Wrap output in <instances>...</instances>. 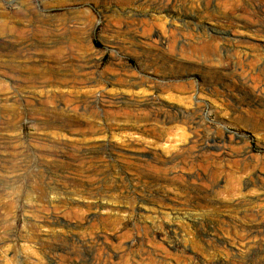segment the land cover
Instances as JSON below:
<instances>
[{
  "label": "rangeland",
  "instance_id": "rangeland-1",
  "mask_svg": "<svg viewBox=\"0 0 264 264\" xmlns=\"http://www.w3.org/2000/svg\"><path fill=\"white\" fill-rule=\"evenodd\" d=\"M0 264H264V0H0Z\"/></svg>",
  "mask_w": 264,
  "mask_h": 264
},
{
  "label": "bare ground",
  "instance_id": "bare-ground-1",
  "mask_svg": "<svg viewBox=\"0 0 264 264\" xmlns=\"http://www.w3.org/2000/svg\"><path fill=\"white\" fill-rule=\"evenodd\" d=\"M153 33H154V31H153ZM152 37V36H151ZM156 37V38H155ZM154 38H152L153 40L155 39H159V40H161V39H163V38H161L159 35L158 36H155ZM163 37V36H162ZM158 40V41H159ZM164 41V40H163ZM162 46H163V43H162ZM168 46V45H167ZM174 47V46H173ZM194 49V48H193ZM81 67V66H80ZM83 68V67H82ZM80 72V71H79ZM55 76V75H54ZM119 100V99H118ZM116 101H117V99H116ZM116 104H118V103H122V101L121 100H119L118 102H115ZM132 106L134 107V104H132ZM84 125V124H83ZM262 227V226H261ZM259 228V227H258Z\"/></svg>",
  "mask_w": 264,
  "mask_h": 264
}]
</instances>
